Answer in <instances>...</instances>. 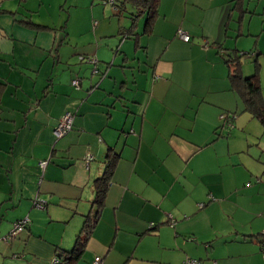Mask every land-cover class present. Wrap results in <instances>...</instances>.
<instances>
[{
  "label": "crops",
  "instance_id": "obj_1",
  "mask_svg": "<svg viewBox=\"0 0 264 264\" xmlns=\"http://www.w3.org/2000/svg\"><path fill=\"white\" fill-rule=\"evenodd\" d=\"M29 1L0 0V264H51L58 249L73 250L89 217L73 264L98 256L103 264H264V181L235 157L237 131L221 118L243 107L224 60L226 49L241 51L232 46L241 12L231 37L225 31L231 0H159L150 34L144 17L130 29L129 6ZM71 2L89 9L64 15ZM243 2V22L264 15V0ZM66 112L73 129L57 139ZM116 153L95 205V181ZM36 196L45 209L33 206ZM26 217V230L6 243Z\"/></svg>",
  "mask_w": 264,
  "mask_h": 264
},
{
  "label": "trees",
  "instance_id": "obj_2",
  "mask_svg": "<svg viewBox=\"0 0 264 264\" xmlns=\"http://www.w3.org/2000/svg\"><path fill=\"white\" fill-rule=\"evenodd\" d=\"M106 2L107 0H104V4ZM231 2L233 3V7L231 9V15H229V22L227 23L225 27L226 28L225 31H227L226 32L227 37H231V34H229V31L232 30L231 22L233 19V13L241 12L240 16H238V18L235 20L240 28L241 24L243 23V17H244L243 15L246 12L245 10H243V4H244L243 0H231ZM110 6L114 11H118V12L120 11L119 7L124 9L125 6H130L131 9H133V11H131L130 13V16H131L130 17L131 18L130 29L131 28L136 29L138 26L139 19L144 17L145 20H144V28H143L142 34L152 33L154 24L159 14L158 12L159 0H122V3L120 6L119 4H117L116 0H113V5H110ZM38 27L44 28L43 26H40V25H38ZM179 30H182L185 33H187L183 29H179ZM187 34L189 35V40L185 42H190L191 35L189 33ZM241 35L242 34L240 30H238L237 37ZM136 40L138 41L137 37H136ZM137 45H138V42H137ZM214 45L218 49L225 50L223 47V44L221 43H215ZM226 50L228 51V53H227V56L224 57V60L229 70V79L231 82V86L234 89V91H236L239 94L241 101L243 103V108H244L243 110L248 111L250 112V114L257 117L259 121L261 122V124L264 126V95H263V91H262V87H261L260 79H259V70H260L261 65L258 61V58L255 61L256 62V72L253 75L246 77L243 74V62H242V57L245 54V52L239 51L236 49H226ZM85 59L90 60V58H86V57H83L81 60L85 61ZM3 86L4 84L0 83V90L2 89ZM225 116H226L225 118H222L224 119L223 125L226 126L229 130H231L233 128V123H231V120L229 118H232V117H230L229 115H225ZM57 139H60V138H57ZM118 158H119V154L117 153L110 156L109 163H108L105 173L103 174V176L99 177L95 181L94 186H95V191H96V198L93 201L95 205H102L105 199L108 187L110 185V180L114 172ZM38 166L40 167L39 163H38ZM89 220H91L90 217H89ZM89 220L85 222L82 228V231H81L82 234L81 236L78 237L76 245L72 251L67 252V251H62L61 249H58L59 253H57L56 255V258L58 259L57 264H73L76 260L80 258L84 250V247H85L86 238L89 235L91 228L93 227L92 222ZM258 236H262L263 238L261 240V243L263 245V252H264V232L263 234H260ZM65 252L67 254L66 257L63 256ZM199 261L201 264H203V261L201 260Z\"/></svg>",
  "mask_w": 264,
  "mask_h": 264
},
{
  "label": "rangeland",
  "instance_id": "obj_3",
  "mask_svg": "<svg viewBox=\"0 0 264 264\" xmlns=\"http://www.w3.org/2000/svg\"><path fill=\"white\" fill-rule=\"evenodd\" d=\"M51 2L53 0H50ZM98 5H104L105 7L110 9V5L105 3L104 0H99ZM63 3H65L63 1ZM82 5L73 6V3H69L64 5L65 7L62 10L64 15H68L69 11H77L74 12V15H78L79 13L86 14L88 11L89 4L88 2H82ZM30 6H36L35 0H30L28 2ZM254 5H256V1H254ZM254 5H252L254 7ZM131 9V7H128ZM37 15V14H36ZM264 15H247L242 26V35L239 37H234L233 39V48L235 45H238L241 51H244L245 54L242 57L243 62V74L248 77L253 75L256 72V59L261 65L259 70V79L262 87L263 95H264ZM70 26L73 25L74 19H70ZM234 28L237 27V23L233 22ZM236 31L232 32L233 36H236ZM74 40V39H73ZM79 45L86 44L87 37L81 36L77 39ZM74 40L75 42H78ZM261 52V53H259ZM259 53V54H258ZM230 117H236V121L233 122L232 130H236L235 138L233 140V147L238 149L239 153H236L235 157L240 160V163L247 161V167L250 171H252L255 175L252 176V179L256 181L258 178H263L264 181V126L261 124L259 119L248 111H244L243 107L239 109L237 113L230 114ZM226 132H229V129H226ZM248 141L250 142L248 144ZM246 165H242L244 169ZM41 198V197H40ZM43 199V198H42ZM46 200V199H43ZM47 201V200H46ZM48 204V201H47ZM47 207V206H46ZM10 232V231H9ZM7 235V234H6ZM17 239V238H16ZM14 239V240H16ZM16 258H20V254L15 255Z\"/></svg>",
  "mask_w": 264,
  "mask_h": 264
},
{
  "label": "built area",
  "instance_id": "obj_4",
  "mask_svg": "<svg viewBox=\"0 0 264 264\" xmlns=\"http://www.w3.org/2000/svg\"><path fill=\"white\" fill-rule=\"evenodd\" d=\"M106 3L109 5H113V0H107ZM178 35L184 41L189 40V35L182 30L178 31ZM90 61L95 62V63L97 62L96 59H90ZM96 72L97 71L94 70V73H96ZM73 85L78 88L79 87V80L78 79L73 80ZM225 117H226L225 115L221 116V118H225ZM73 121H74V114L71 112H66L61 117L57 127L55 128L54 133H55L56 137L61 138V137L65 136L67 133H69L72 130ZM92 159H93V155L88 154L86 157V164L88 165ZM39 165H40V167L44 173V171L48 165V160L40 161ZM33 206L37 209H45L47 206V201L43 200L39 196H36V198L33 200ZM203 206H204V204L199 205L200 208H202ZM29 223H30V219L28 217L16 221L13 224V228L11 229V231L7 235L4 236V241L6 243H12V241H14V239H16L20 233H22L23 231L26 230ZM171 225H174V220H171ZM57 262H58V259L54 258L51 264H57ZM93 264H103L102 257H100V256L95 257ZM183 264H201V263L198 259L189 258V259L185 260L183 262Z\"/></svg>",
  "mask_w": 264,
  "mask_h": 264
}]
</instances>
